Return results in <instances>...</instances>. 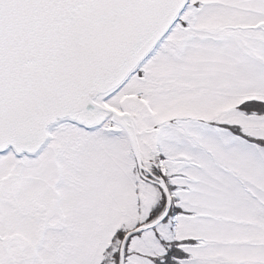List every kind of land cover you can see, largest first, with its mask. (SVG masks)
Masks as SVG:
<instances>
[{
    "label": "snow or ice",
    "instance_id": "1",
    "mask_svg": "<svg viewBox=\"0 0 264 264\" xmlns=\"http://www.w3.org/2000/svg\"><path fill=\"white\" fill-rule=\"evenodd\" d=\"M0 264H264V0H0Z\"/></svg>",
    "mask_w": 264,
    "mask_h": 264
}]
</instances>
